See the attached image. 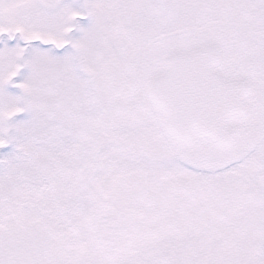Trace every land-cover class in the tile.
<instances>
[{"label":"snow or ice","instance_id":"1","mask_svg":"<svg viewBox=\"0 0 264 264\" xmlns=\"http://www.w3.org/2000/svg\"><path fill=\"white\" fill-rule=\"evenodd\" d=\"M0 264H264V0H0Z\"/></svg>","mask_w":264,"mask_h":264}]
</instances>
